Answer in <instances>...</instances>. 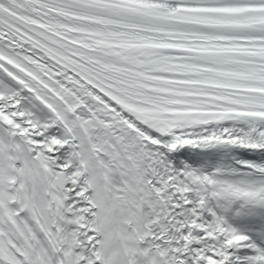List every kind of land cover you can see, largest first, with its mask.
Segmentation results:
<instances>
[{
	"label": "snow or ice",
	"instance_id": "snow-or-ice-1",
	"mask_svg": "<svg viewBox=\"0 0 264 264\" xmlns=\"http://www.w3.org/2000/svg\"><path fill=\"white\" fill-rule=\"evenodd\" d=\"M0 264H264V0H0Z\"/></svg>",
	"mask_w": 264,
	"mask_h": 264
}]
</instances>
